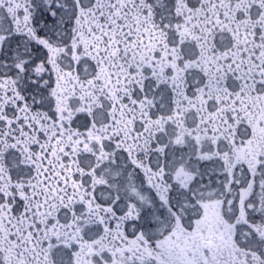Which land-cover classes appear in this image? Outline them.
<instances>
[{
	"label": "snow or ice",
	"instance_id": "6c2138e0",
	"mask_svg": "<svg viewBox=\"0 0 264 264\" xmlns=\"http://www.w3.org/2000/svg\"><path fill=\"white\" fill-rule=\"evenodd\" d=\"M0 264H264V0H0Z\"/></svg>",
	"mask_w": 264,
	"mask_h": 264
}]
</instances>
